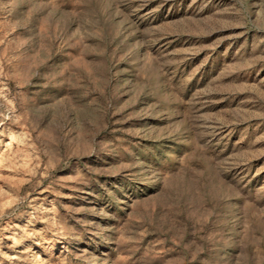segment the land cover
Wrapping results in <instances>:
<instances>
[{"label":"rangeland","instance_id":"374dc122","mask_svg":"<svg viewBox=\"0 0 264 264\" xmlns=\"http://www.w3.org/2000/svg\"><path fill=\"white\" fill-rule=\"evenodd\" d=\"M0 264H264V0H0Z\"/></svg>","mask_w":264,"mask_h":264}]
</instances>
